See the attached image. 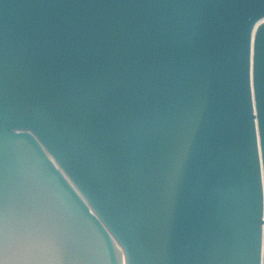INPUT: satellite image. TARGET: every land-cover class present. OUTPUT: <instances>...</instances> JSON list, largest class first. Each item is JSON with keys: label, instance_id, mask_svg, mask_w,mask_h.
I'll return each instance as SVG.
<instances>
[{"label": "snow or ice", "instance_id": "6c2138e0", "mask_svg": "<svg viewBox=\"0 0 264 264\" xmlns=\"http://www.w3.org/2000/svg\"><path fill=\"white\" fill-rule=\"evenodd\" d=\"M32 2L130 4L160 10L159 18L132 35L127 29L116 38L93 35L79 25L50 38L41 33L39 70L27 85V104L55 114L68 150L87 172L113 189L118 208L131 212L136 243L133 247L122 240L126 264H264V55L256 49L250 59L246 56L243 77L250 154L241 160L224 114L213 124L207 150L194 151L193 129L203 119L211 71L193 55L191 31L197 10L227 7L228 0ZM12 52L9 33L0 26V257L11 250L9 223L17 215L44 225L43 232L21 244L43 240L58 257L55 264H106L105 249L52 198L53 185L75 197L65 179L50 166L51 176L39 173L13 149L12 140L21 134L17 129L29 125L19 122ZM176 93L184 100L179 108L170 103ZM162 126L166 149L156 159L150 146L154 131ZM257 140L262 145L259 157ZM53 155L65 164L55 150ZM148 167L153 179L151 196L145 200L143 177ZM68 174L87 195L70 168ZM185 190L194 212L206 206L213 209L215 221L210 227L195 219L191 227L177 226Z\"/></svg>", "mask_w": 264, "mask_h": 264}, {"label": "water", "instance_id": "95a60500", "mask_svg": "<svg viewBox=\"0 0 264 264\" xmlns=\"http://www.w3.org/2000/svg\"><path fill=\"white\" fill-rule=\"evenodd\" d=\"M228 5L197 10V20L191 31L192 53L211 71L203 119L200 126L193 129L194 151L199 154L207 150L213 124L224 114L243 161L251 151V135L243 107L244 66L246 56L250 59L253 49L264 55V14H261L264 13V0H228ZM159 16L160 10L130 4L38 6L32 0H0V26L7 29L13 48L11 71L17 82L19 122L29 125L17 129L21 134L12 140L13 149L39 173L51 176V168L65 179L75 197H69L67 189L53 185L52 198L105 249L106 264H126L127 251L122 240L135 247L131 212L118 208L113 189L87 172L78 156L68 150L64 130L55 114L41 106L27 104V85L39 70L37 41L41 33L50 38L61 29L79 25L93 35L116 38L125 29L130 35L142 33L146 25ZM170 103L179 108L184 103L182 95L176 93ZM251 124L252 132H255V109ZM166 143L165 127L157 128L150 146L153 158L163 157ZM53 150L64 159L67 168L53 155ZM256 150L259 157L262 150L259 140ZM69 168L81 180L87 195L68 174ZM152 179L151 167H148L143 177L142 196L145 200L151 196ZM261 208V215H264V187ZM194 219L200 226L210 227L215 214L210 206L194 212L191 195L185 190L177 226L181 229L191 227ZM106 220L113 227H109ZM44 230L39 221L13 215L9 223L11 250L7 256L0 257V264H55L58 257L43 240L21 244L22 240Z\"/></svg>", "mask_w": 264, "mask_h": 264}]
</instances>
